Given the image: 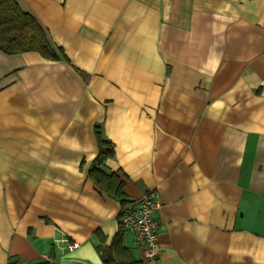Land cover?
Here are the masks:
<instances>
[{
  "label": "crops",
  "instance_id": "0c3cea01",
  "mask_svg": "<svg viewBox=\"0 0 264 264\" xmlns=\"http://www.w3.org/2000/svg\"><path fill=\"white\" fill-rule=\"evenodd\" d=\"M14 1L57 58L0 49V264H104L148 190L160 250L124 230L134 259L264 264V0Z\"/></svg>",
  "mask_w": 264,
  "mask_h": 264
},
{
  "label": "trees",
  "instance_id": "16d2710c",
  "mask_svg": "<svg viewBox=\"0 0 264 264\" xmlns=\"http://www.w3.org/2000/svg\"><path fill=\"white\" fill-rule=\"evenodd\" d=\"M0 49L9 54L37 51L44 57L57 58L44 29L32 15L23 12L14 0H0ZM95 137L98 155L95 159L96 166L89 171V175L109 193L121 196L122 181L117 175L108 173L103 168L105 160L114 156V145L102 136L100 126H95ZM123 212L124 208L119 218V230L112 241L106 244L102 240L97 250L104 264H143L134 259L123 245Z\"/></svg>",
  "mask_w": 264,
  "mask_h": 264
},
{
  "label": "built area",
  "instance_id": "2783aa9c",
  "mask_svg": "<svg viewBox=\"0 0 264 264\" xmlns=\"http://www.w3.org/2000/svg\"><path fill=\"white\" fill-rule=\"evenodd\" d=\"M159 208L157 192L148 190L131 201L125 207L121 217L123 229L133 233L135 244L143 249L145 258L149 260L156 259L160 250L158 244L159 224L155 217ZM77 246L78 244L74 242L69 245V248L72 250ZM37 264H56V262L54 258L46 255Z\"/></svg>",
  "mask_w": 264,
  "mask_h": 264
}]
</instances>
